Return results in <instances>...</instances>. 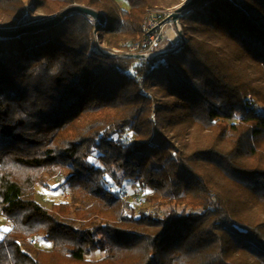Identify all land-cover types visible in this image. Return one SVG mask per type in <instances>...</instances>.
Segmentation results:
<instances>
[{
  "label": "trees",
  "instance_id": "1",
  "mask_svg": "<svg viewBox=\"0 0 264 264\" xmlns=\"http://www.w3.org/2000/svg\"><path fill=\"white\" fill-rule=\"evenodd\" d=\"M126 2L0 0V28L79 5L130 51L149 9L183 0ZM95 25L73 11L0 37V264H264V0H198L185 44L150 61L99 53ZM58 168L71 201L47 208L37 188ZM107 178L167 214H128Z\"/></svg>",
  "mask_w": 264,
  "mask_h": 264
},
{
  "label": "rangeland",
  "instance_id": "2",
  "mask_svg": "<svg viewBox=\"0 0 264 264\" xmlns=\"http://www.w3.org/2000/svg\"><path fill=\"white\" fill-rule=\"evenodd\" d=\"M189 1L190 0H183V2L177 6H165V7H154V8L173 10L175 12L178 7L182 6L183 4H187ZM119 3L121 4L123 8H128L126 0H119ZM188 11H185L184 14L187 15ZM39 16L40 14L35 15L33 17V21L38 20ZM182 18H183V15H182ZM168 29H169L168 35L171 37V39L169 42H164V44L162 45V48L165 50L167 46L180 41L179 43L180 46L177 49L179 50L187 41L186 35L184 36L183 39H181L176 25H174V27L169 26ZM96 42L99 45H102L100 44L99 40L98 41L96 40ZM158 57H155V59ZM112 136H115V135H112ZM46 180H47L46 187L41 186L37 188L38 190L37 191V202L39 204H41L44 207L51 208L54 204L65 203V202L71 201V188L67 182L66 170H63L61 168L55 169L51 174H49L46 177ZM107 188L117 193L119 196H121L122 198L128 201V204H129L128 211H127L128 214H131L133 212L136 214V216H138L140 211H145L146 213H151L153 215L163 217L168 212L167 207H163L157 204H152V203L147 202L146 201L147 193L145 191H142L139 187L135 186L131 182H126L124 187L122 188H116L113 182L111 181V179L107 178ZM12 228H13V222L4 216H0V240H3L5 236L12 230ZM34 243L37 246V248L41 250H51L52 248V244L47 243L44 240V237L42 235L36 236L34 238ZM106 255L107 253L99 251V252H95L91 254L90 256H88L87 259L91 261L100 260L106 257Z\"/></svg>",
  "mask_w": 264,
  "mask_h": 264
},
{
  "label": "built area",
  "instance_id": "3",
  "mask_svg": "<svg viewBox=\"0 0 264 264\" xmlns=\"http://www.w3.org/2000/svg\"><path fill=\"white\" fill-rule=\"evenodd\" d=\"M102 14L104 15V13ZM173 14V10L162 8L149 9L142 23L143 39L132 46L130 52L119 49H109L104 45H99L96 42V40H99L98 35L95 34L97 51L103 55L123 60L133 59V55L144 54L147 57V61L154 60L155 57L175 51L179 48L180 41L167 46L165 50L162 48L164 42H169L171 39L168 35V27H174L175 25L172 19ZM182 15L184 16L186 14L183 13ZM250 105H252V102H250Z\"/></svg>",
  "mask_w": 264,
  "mask_h": 264
},
{
  "label": "water",
  "instance_id": "4",
  "mask_svg": "<svg viewBox=\"0 0 264 264\" xmlns=\"http://www.w3.org/2000/svg\"><path fill=\"white\" fill-rule=\"evenodd\" d=\"M197 1L198 0H190L187 4H183L182 6H180L176 9V11L174 12V14L172 16L181 39H183L185 36L183 25H182V14L185 11L190 10V8H192L196 4ZM73 11L81 12V13H84L86 15H89L96 22L94 34H97L106 25V18L101 12H98V11L91 9V8H88V7L74 5V6H71L67 9H65L59 16H57L53 20L47 21V22L42 23V24L29 26V27L19 29V30L0 28V37H10V36L17 35L23 31L35 30V29H40V28L55 25V24L59 23L67 14H69L70 12H73ZM132 57H133V59L147 60V57L144 54L133 55Z\"/></svg>",
  "mask_w": 264,
  "mask_h": 264
},
{
  "label": "bare ground",
  "instance_id": "5",
  "mask_svg": "<svg viewBox=\"0 0 264 264\" xmlns=\"http://www.w3.org/2000/svg\"><path fill=\"white\" fill-rule=\"evenodd\" d=\"M175 33V32H174ZM174 33H172V34H174Z\"/></svg>",
  "mask_w": 264,
  "mask_h": 264
}]
</instances>
